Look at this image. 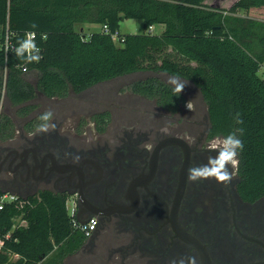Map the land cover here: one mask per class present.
I'll list each match as a JSON object with an SVG mask.
<instances>
[{"label": "trees", "instance_id": "trees-1", "mask_svg": "<svg viewBox=\"0 0 264 264\" xmlns=\"http://www.w3.org/2000/svg\"><path fill=\"white\" fill-rule=\"evenodd\" d=\"M123 18L143 20L142 34L122 35ZM32 23L37 28L31 29ZM78 24H98L102 29L86 35L77 30ZM158 25L164 30L152 33L151 27ZM0 26V139L16 131L14 118L32 117L39 93L65 98L144 70L178 75L200 90L212 136L244 130L242 136L237 133L244 143L238 156V192L250 202L264 197V78L259 74L264 63V0H236L228 8L205 0H0ZM29 31L36 33L41 49L38 63L25 64L12 51ZM169 47L189 63H154V56ZM130 88L168 109L185 101L182 92L174 96L173 85L158 76L135 81ZM3 98L14 115L4 110ZM237 113L242 124L235 122ZM110 118L104 111L93 121L104 129ZM33 125L37 126L35 119L27 128ZM21 214L28 225L11 233L0 251V264H46L51 258L56 264L57 258L79 251L88 239L74 227L66 196L49 190L21 195L3 211L0 232L10 231L12 218ZM56 249L58 256L52 257Z\"/></svg>", "mask_w": 264, "mask_h": 264}, {"label": "flooded vegetation", "instance_id": "flooded-vegetation-1", "mask_svg": "<svg viewBox=\"0 0 264 264\" xmlns=\"http://www.w3.org/2000/svg\"><path fill=\"white\" fill-rule=\"evenodd\" d=\"M186 101L168 109L154 100L159 121L143 131L123 127L113 146L103 140L110 120L104 129L94 121L97 136L80 132L77 141L57 127L27 128L34 117L14 118L16 131L0 139V189L66 196L79 221L97 219L81 250L107 253L104 264H169L193 254L199 264H264V197H241L238 165L228 186L185 179L175 212L184 168L206 163L223 138L211 135L207 110L191 111Z\"/></svg>", "mask_w": 264, "mask_h": 264}, {"label": "rangeland", "instance_id": "rangeland-1", "mask_svg": "<svg viewBox=\"0 0 264 264\" xmlns=\"http://www.w3.org/2000/svg\"><path fill=\"white\" fill-rule=\"evenodd\" d=\"M235 0H208L209 3L215 4L217 7L228 8ZM240 14H245L243 11ZM77 30L82 31L84 34L89 35L91 32L98 31L102 29V25L98 24H78L76 26ZM163 27L158 25L154 26L151 30L152 33L159 34L162 32ZM144 31V21L141 19H128L123 18L120 23V33L122 35H139ZM3 35V29L0 26V39ZM122 46V43H119ZM156 64L160 65L165 59L169 61L178 62L179 64H188L183 57L178 53L174 52L171 47L165 49L164 51L157 53L155 56ZM153 60L142 62L145 66L153 62ZM191 65H195L194 62H190ZM152 65H155L152 63ZM264 66V65H263ZM259 74L264 78V67L259 71ZM31 77L34 75L31 73ZM158 76L165 82L169 83V78L171 75L162 72H155L153 70L139 71L133 74H128L121 76L119 78L99 83L98 85L80 93H70L65 98H46L41 93L37 94L34 104L36 108L33 109L32 117L35 119L37 125L41 123L38 117L45 111L51 110L54 113L53 120L58 131L62 133L69 134L77 138L79 141L78 133L91 134L94 137L97 136V129L95 128V122L93 117L96 113L103 111L110 112V123L108 128L104 130L103 140L108 141L111 146L115 145L117 140V134L123 127L135 126L137 130H144L149 124H153L159 121L160 110L153 102V100H148L134 94L130 88V85L138 80H143L148 77ZM180 80L185 83V87L182 91L186 103L191 101L194 109L197 112H204L207 110L206 103L200 93V90L190 81L180 78ZM170 84V83H169ZM4 96V95H3ZM3 106L5 105V99H2ZM186 107V106H185ZM4 110L11 115H14V111L10 107L4 106ZM2 109L0 108V114ZM2 117V115H0ZM17 121H21L16 118ZM166 124L163 121L162 124ZM55 127V128H56ZM119 131V132H118ZM114 143V144H113ZM69 200V204L71 205ZM79 234H75V238H78ZM89 239V238H88ZM88 239H86L88 241ZM90 248H85V250H79L77 252H71L66 254L63 258H57L56 264H104L103 261L107 260V253H102L101 255L92 254L89 252ZM58 252V249L51 255L54 257ZM50 256V258H51ZM17 256H14L16 259ZM49 258V259H50ZM55 258H51L50 262L46 264H51ZM116 259V257H115ZM101 260V261H100ZM102 262V263H101ZM115 264H118L116 261Z\"/></svg>", "mask_w": 264, "mask_h": 264}, {"label": "clouds", "instance_id": "clouds-1", "mask_svg": "<svg viewBox=\"0 0 264 264\" xmlns=\"http://www.w3.org/2000/svg\"><path fill=\"white\" fill-rule=\"evenodd\" d=\"M31 29L37 28L35 23L30 25ZM17 60L28 64L36 62L42 58L40 55L41 49L35 42V33L32 31L26 32L25 38L18 39L16 46L12 49ZM173 85L174 96L181 94L185 87L178 75H173L168 81ZM186 107L192 111L191 101L187 103ZM54 113L51 110L43 112L38 119L41 121L37 125L36 131L39 133H47L50 130H54L56 125L51 123L53 120ZM235 122L242 124L243 121L240 118V114L237 113L235 116ZM164 134H167L168 129L162 128L160 130ZM244 130L237 128L235 131L230 132L219 143L218 147L212 148L210 151L215 152V155H209L206 163L199 164L196 166L189 167L187 170L186 179L189 182H198L201 180L213 179L218 184L228 186L234 179V169L238 165V156L243 151L244 143L240 136L243 135ZM240 134V136L237 135ZM169 264H199V259L196 255H186L178 260L173 258L169 260Z\"/></svg>", "mask_w": 264, "mask_h": 264}, {"label": "built area", "instance_id": "built-area-1", "mask_svg": "<svg viewBox=\"0 0 264 264\" xmlns=\"http://www.w3.org/2000/svg\"><path fill=\"white\" fill-rule=\"evenodd\" d=\"M153 27H151L150 30H152ZM105 31H108V27H104ZM113 38L115 41L119 42V36L118 33H115L113 35ZM9 36L7 35L6 44H8ZM35 40H36V33H35ZM8 49V46L6 47ZM26 69H24L25 71ZM21 195L18 193H15L13 191L8 190H2L0 191V218L2 216L3 211H5L9 206L15 204L17 201H19ZM67 209L69 211V214L72 218V223L75 228L79 229L86 237H91L96 230L97 227V219L91 218L85 222L79 221V219L76 217V209L74 205H70L69 202L67 203ZM28 225L27 220L24 218L23 214L16 215L12 218V227L11 230L8 231L6 234H2L0 232V251L3 250L5 242L7 239L11 237V233L19 228V227H26Z\"/></svg>", "mask_w": 264, "mask_h": 264}, {"label": "water", "instance_id": "water-1", "mask_svg": "<svg viewBox=\"0 0 264 264\" xmlns=\"http://www.w3.org/2000/svg\"><path fill=\"white\" fill-rule=\"evenodd\" d=\"M186 174H187V170H186V167H185L184 170H183V173H182V178H181L180 185H179V187L177 189V193H176L175 212H176V210L178 208L179 203L182 201L183 196H184L185 185H186V181H185ZM176 228H177L176 229L177 232H179V234H180V229L177 226H176Z\"/></svg>", "mask_w": 264, "mask_h": 264}, {"label": "crops", "instance_id": "crops-1", "mask_svg": "<svg viewBox=\"0 0 264 264\" xmlns=\"http://www.w3.org/2000/svg\"><path fill=\"white\" fill-rule=\"evenodd\" d=\"M235 1H236V0H235ZM235 1H234V2H235ZM205 3L208 4V5H211V6H216L215 4L209 3L208 0H205ZM242 16H247V15H246V14H242ZM160 26L163 27V29H162V31H163V30H164V26H163V25H160ZM152 29H154V27H153ZM150 31H151V30H150ZM263 65H264V63L262 64L261 69L264 67Z\"/></svg>", "mask_w": 264, "mask_h": 264}]
</instances>
